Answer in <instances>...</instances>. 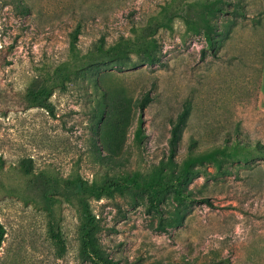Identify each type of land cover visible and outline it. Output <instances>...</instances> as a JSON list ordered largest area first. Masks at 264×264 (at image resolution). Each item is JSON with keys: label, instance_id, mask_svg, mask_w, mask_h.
I'll return each instance as SVG.
<instances>
[{"label": "rangeland", "instance_id": "1", "mask_svg": "<svg viewBox=\"0 0 264 264\" xmlns=\"http://www.w3.org/2000/svg\"><path fill=\"white\" fill-rule=\"evenodd\" d=\"M263 60L264 0H0V264H264Z\"/></svg>", "mask_w": 264, "mask_h": 264}, {"label": "trees", "instance_id": "2", "mask_svg": "<svg viewBox=\"0 0 264 264\" xmlns=\"http://www.w3.org/2000/svg\"><path fill=\"white\" fill-rule=\"evenodd\" d=\"M50 95H51V89L46 85H43L36 90H29L24 95V101H25L24 107L25 108L33 107V106L47 107V106H49V104L47 103V99ZM143 105L144 104L142 103L141 107H143ZM140 135H141V132L139 129L136 131L135 137L139 138ZM261 153L264 155V151H261ZM199 157L201 158V157H205V156H199ZM199 157H196V158L199 159ZM196 158H193V157L187 158L184 161L182 171H184V172L189 171L191 164L193 163V161ZM87 189L91 190V192L94 193L96 197H100L101 193L103 191H105V187H98L96 185L87 186ZM4 234H5V228H4L3 224L0 222V247L2 246ZM53 234L55 235V238L59 240L58 234L56 232H54ZM172 264H178V263H172Z\"/></svg>", "mask_w": 264, "mask_h": 264}, {"label": "crops", "instance_id": "3", "mask_svg": "<svg viewBox=\"0 0 264 264\" xmlns=\"http://www.w3.org/2000/svg\"><path fill=\"white\" fill-rule=\"evenodd\" d=\"M257 106L261 111L264 112V60H263L261 79L257 92Z\"/></svg>", "mask_w": 264, "mask_h": 264}]
</instances>
